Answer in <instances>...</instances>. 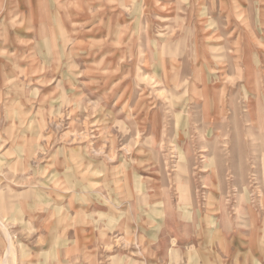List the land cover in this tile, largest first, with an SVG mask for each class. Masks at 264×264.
Returning <instances> with one entry per match:
<instances>
[{
  "label": "rangeland",
  "instance_id": "obj_1",
  "mask_svg": "<svg viewBox=\"0 0 264 264\" xmlns=\"http://www.w3.org/2000/svg\"><path fill=\"white\" fill-rule=\"evenodd\" d=\"M212 5L0 0V264H64L84 230L101 259L155 251L161 236L208 256L229 226L232 264H264V86L242 96L226 77L242 62L227 59L238 56L230 20L204 16ZM256 31L246 68L264 83ZM179 39L183 48L168 46ZM225 86L228 97L209 94ZM210 119L228 124L210 130ZM220 179L247 191L228 188L219 202L209 192Z\"/></svg>",
  "mask_w": 264,
  "mask_h": 264
},
{
  "label": "crops",
  "instance_id": "obj_2",
  "mask_svg": "<svg viewBox=\"0 0 264 264\" xmlns=\"http://www.w3.org/2000/svg\"><path fill=\"white\" fill-rule=\"evenodd\" d=\"M233 1L235 5L229 7V5H231ZM212 6L213 8L210 11L206 12V14L204 15L207 16V19H210L211 17H223L224 19L226 18L228 21L230 20L231 25L227 22L225 23L224 28H225V32H228L226 27L227 25H229L230 32H228V35H231L232 38L234 35L235 38V40L231 39L232 40L231 47L238 49V56L236 58H232V56H228L227 59H230L231 62H233L232 60H235V62L237 63L239 57V60L242 62L240 69L235 64V66L237 67L236 70L234 71L236 76H231L229 74L230 69L233 71V66H231L230 69L227 68L226 77H229L232 80L234 79L233 77H235L237 81H240V83H238L237 85L239 86L242 96H246V94L248 95V92L245 93L244 91L248 90L249 84H251L253 88L255 87V83L256 86L259 84H263L264 86V83L262 81L263 78L258 73L256 78H252L250 80L248 77V69L246 68L250 62V57H251L250 45H249L250 28L252 29L253 26L257 28V31L254 35L256 36L259 35V37H260V33L264 32V0H216V1L213 0ZM207 22L210 23L209 20H207ZM232 22H235L236 24L234 25ZM223 32L224 29L222 33ZM259 37H257L258 40H260ZM184 42L185 40L179 39L177 41L170 42L168 46L172 48L174 47L183 48ZM257 43L264 44V40L262 39L260 42ZM193 45H194L193 47L196 50H201V49L204 51L207 50L206 42L203 40L201 41L195 39ZM209 47L212 48L213 46H211L210 44ZM214 47L217 48L218 44L214 45ZM257 48L259 47L257 46ZM204 51L203 54H205ZM203 54L200 51V57H203L204 56ZM181 56H184V53H182ZM176 59H178V56H176ZM185 59L186 57L184 56L179 66L183 64V60L185 61ZM227 59H226V63H227ZM172 61H174V59L171 57V60H169V62H166V64H170ZM200 63H202V61ZM181 72L182 70L179 69L178 73L180 74ZM232 90L233 89H231L230 87L225 86L219 88L217 93L214 94L209 93V94H211L212 97H228L229 95H231V93L228 94V91H232ZM257 91H259L258 88ZM256 94H258L259 96V92ZM209 96L210 95H208L207 97ZM218 109L221 111V108H219V106ZM219 110H217V112ZM216 122L217 123H215V121L210 119L205 121V123H207L205 125H207L208 129L215 130L217 128H226L228 124V122L226 121L221 122L219 120ZM225 175L226 174H223V171H220V173L218 174L219 177L221 176L224 177ZM228 188L235 189L237 192L247 191V186L244 185L243 183H239L237 185H230L226 183L225 179L224 180L220 179V182L218 184L213 185V188L209 192V194L211 195L213 192L218 193L220 195L219 202H222V197L224 196V193L228 192ZM191 197L193 200L192 195ZM5 203L7 202H3L2 205H5L6 208L9 207L14 208L15 206L17 207L22 206L23 202L17 201L14 204H11L9 202L7 204ZM166 207H170V206L167 204ZM166 224H173L171 218L167 220ZM81 233L82 234L79 235V238H77V236L74 237L72 235V240L69 242L70 244L67 243L68 245L65 246L64 250L66 252L64 251L65 254L63 252V257L65 258L64 264H232L233 262L234 247H232L233 235L230 226L228 228H224V233H221L220 231L214 232L216 234V237L218 238V245L221 247V249L215 250L214 253L209 254L208 256L202 255L201 250L197 251L195 249H192V250L182 251L181 249L180 250L170 249L169 245L168 248L163 247L165 242V237L161 236L158 242L159 247L155 251L147 247L139 248L137 249V252L136 249H131V247L126 250L117 248L112 250L107 256L104 255L103 257L105 259H101L102 258L101 254L103 252L96 249L94 243L91 242L93 238L96 237L95 233H90L89 231L87 233L86 230H84V232ZM97 234L98 236H100V233ZM2 235L3 234L0 235L1 236L0 239L5 240L7 242V238L3 237ZM135 239L136 236H134V241H136ZM129 241H131V238H129ZM250 246L251 244L248 246V248L244 250H246V252L249 251ZM199 249H200V242H199ZM190 252H192L191 255H189ZM239 254H243V252H240ZM57 255L60 256V252L57 251ZM190 256L192 258L191 262H189L190 260L188 259Z\"/></svg>",
  "mask_w": 264,
  "mask_h": 264
}]
</instances>
